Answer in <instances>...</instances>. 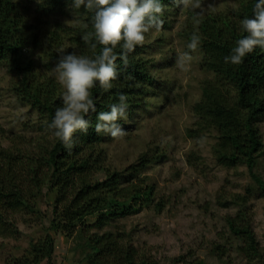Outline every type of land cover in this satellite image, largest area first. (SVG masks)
<instances>
[{"label":"trees","instance_id":"trees-1","mask_svg":"<svg viewBox=\"0 0 264 264\" xmlns=\"http://www.w3.org/2000/svg\"><path fill=\"white\" fill-rule=\"evenodd\" d=\"M161 2L165 5L161 17L164 21L162 29H165L169 28L165 16L175 4L172 0ZM256 2L235 0V6L218 12L189 10L179 34L189 42L193 32L200 35L197 49L202 67L211 72V76L201 82V96L191 107L196 118L194 127L186 134L196 137L202 132H215L212 150L217 162L228 168L244 165L257 188L264 191V180L254 171L257 159L264 152L258 126L264 118V50L256 48L240 65L224 62L235 41L246 35L241 32L239 22L252 17ZM70 3L71 0H42L41 3L39 0L36 4V12L43 17L59 11L74 19L72 24L54 21L52 27L42 32L50 41L48 50L53 66L62 54L61 50L63 54L74 52L89 57L100 51V46L93 51L82 40L84 35L94 32V13L83 7L71 10ZM196 13L201 15L197 17ZM23 18L16 0H0V64L11 74V93L37 115L24 134H8L0 125V238H18L22 216L40 218L37 216L40 213L38 198L44 189L46 193L55 194V200L52 218L43 226L44 235L30 243L27 253L14 264H53L57 235L75 236L76 243L69 252L70 260L77 264H157L151 255L136 247L134 230H127L125 225L115 224L113 229L103 233L78 229V225L86 224L88 219H93L91 225L102 229L144 207L153 205L154 210L160 212L168 204L163 195L156 198L155 186L148 183L145 176L122 183L120 172L110 169L102 149L108 135L94 131L97 114L110 111L109 106L118 103V94L124 93L128 97L127 112L146 101L153 79L143 56L145 45L137 46L129 54L126 69L117 59L120 76L112 82V89L102 91L97 85L91 90L96 112L85 119L92 127L86 134L76 132L72 138L74 146L69 150L48 128L56 108L62 106L63 88L53 72L36 70L31 60L24 56L29 23L25 24ZM115 51L119 55L121 49L117 47ZM127 76L133 79L127 80ZM145 157V153L138 157L134 166L136 172L146 165L148 159ZM98 174L103 176L97 178ZM246 190V195H221L218 202L223 207L234 203L240 206L235 215L225 217L227 227L231 236L241 241L238 250L245 259L251 263L263 261L264 264V248L260 246L245 211L252 189ZM219 250L216 247L215 253L223 257L224 252Z\"/></svg>","mask_w":264,"mask_h":264},{"label":"rangeland","instance_id":"rangeland-1","mask_svg":"<svg viewBox=\"0 0 264 264\" xmlns=\"http://www.w3.org/2000/svg\"><path fill=\"white\" fill-rule=\"evenodd\" d=\"M16 1L25 24L29 23L24 56L36 70L53 72L55 65L50 64L48 50L50 41L42 32L52 27L54 21L72 24L74 19L59 11L43 17L36 12L39 0ZM201 4L202 8L196 10L202 13L227 10L236 5L235 0H201ZM170 10L165 16L169 28L146 34L143 56L153 79L146 101L134 111H128L127 119L120 120L124 136L108 135L102 143L107 163L110 169L120 172L122 183L145 176L148 183L154 184L156 198L163 195L168 204L160 212L154 210L153 205L144 207L102 229L91 225L93 219H88L86 224L78 225V229L103 233L113 229L115 224L125 225L127 230H134L136 247L151 255L157 264H262L263 261L251 263L245 259L238 250L241 241L234 239L227 227L225 217L235 215L240 206L234 203L223 207L218 197L246 195V189H252L245 211L264 248V191L257 188L244 165L228 168L217 162L212 150L215 132H202L196 137L186 134L194 127L196 118L191 107L201 96V82L211 76V72L202 67L198 49L195 52L187 49L189 41L179 34L190 9L175 4ZM186 51L192 61L181 69L177 59ZM10 81L11 74L0 64V125L8 134H24L37 115L14 97L9 90ZM258 126L264 142V118ZM144 153L148 161L136 172L134 166ZM254 171L264 180V152L257 159ZM102 174L96 177L101 178ZM54 200L55 194L46 193L44 189L38 198L40 213L37 216L40 218L24 215L19 222L18 238H0V264H14L27 253L30 243L44 235L43 226L52 218ZM75 243V236L57 235L53 264H77L70 260L69 252ZM216 247L224 252L223 257L215 253Z\"/></svg>","mask_w":264,"mask_h":264},{"label":"clouds","instance_id":"clouds-1","mask_svg":"<svg viewBox=\"0 0 264 264\" xmlns=\"http://www.w3.org/2000/svg\"><path fill=\"white\" fill-rule=\"evenodd\" d=\"M172 2L194 12L202 8L201 0ZM82 7L94 13V32L84 35L82 40L93 51L100 46V51L94 57H89L74 52L63 54L61 50L62 54L53 69L58 84L63 88L62 106L56 108L48 128L69 150L74 146L73 135L78 131L86 134L89 127H92L90 121L85 119L90 113L96 112L91 90L97 85L102 91L112 89V82L120 76L117 59L126 69L129 54L137 46H143L147 33L153 29L161 30L164 24L161 17L165 5L161 0H71L69 5L71 10ZM196 15L199 17L201 13ZM239 23L241 32L246 35L235 41L230 54L224 57L226 64L240 65L256 48L264 50V0H257L252 9V17H245ZM200 41V35L193 32L186 45L187 49L195 52ZM117 47L121 49L119 55L115 51ZM191 61L192 56L186 51L178 57L177 66L184 69ZM126 79L133 78L127 76ZM117 99L118 103L109 106L110 111L97 114L94 126L96 134H107L113 138L125 135L118 121L127 119L128 97L120 93Z\"/></svg>","mask_w":264,"mask_h":264}]
</instances>
